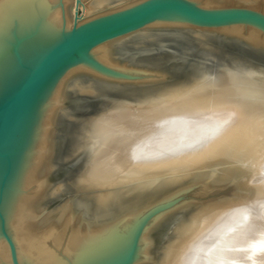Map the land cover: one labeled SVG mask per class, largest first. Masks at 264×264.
Listing matches in <instances>:
<instances>
[{
    "label": "bare ground",
    "instance_id": "obj_1",
    "mask_svg": "<svg viewBox=\"0 0 264 264\" xmlns=\"http://www.w3.org/2000/svg\"><path fill=\"white\" fill-rule=\"evenodd\" d=\"M111 1L82 0L77 7L76 0H0V83L7 74H15L20 62L32 65L62 40L76 12L81 25L143 0ZM187 1L204 8L238 4L264 15V0ZM169 27L181 29L171 35L159 33ZM214 32L264 48L260 24L198 26L169 15L139 32L98 44L54 79L36 105L33 124L10 175L0 182V264H158L152 255L151 229L192 187L191 194L208 195L217 188L228 189L229 196L193 208L189 222L194 218L200 226L192 238H173L159 264H264V79L249 77L227 63L214 77L189 81L151 99L147 107L139 101L134 111L125 106L107 121L91 124L80 149L90 155L89 167L71 180L74 190H92L86 194L89 203L108 208L114 192H98L105 184L111 188L110 182L103 185L100 180L119 163L136 178L171 175L136 185L145 188L149 183L159 193L136 203H121L112 216L103 212L100 220L97 214L85 219L68 204L48 213L38 208L49 190L43 175L51 161L49 126L68 80L79 73L114 81L132 76L143 80L151 75L114 60L115 45L136 41L130 45L140 46L168 36L193 40V35L209 49L206 34ZM220 36L212 35L215 44ZM64 189L68 188L59 187Z\"/></svg>",
    "mask_w": 264,
    "mask_h": 264
},
{
    "label": "water",
    "instance_id": "obj_2",
    "mask_svg": "<svg viewBox=\"0 0 264 264\" xmlns=\"http://www.w3.org/2000/svg\"><path fill=\"white\" fill-rule=\"evenodd\" d=\"M81 3L82 0H76L77 7ZM169 15H174L192 25L198 26H220L241 21L264 26V15L254 10L241 7L204 8L187 0H143L122 11L94 18L81 25L77 23L76 12L74 23L62 40L51 46L32 65L20 62L17 66L18 68L15 69L14 75L9 73L1 79L0 182H3L10 175L33 124L36 105L44 91L56 77L72 66L73 63L86 56L98 44L106 40L139 32L151 22ZM180 29V27H169L161 29L159 33L171 35V32ZM235 39L252 50L264 52L262 47L251 45L240 38ZM193 40L168 36V38H159L153 42H147L145 45L133 46L128 44L129 46L119 45L114 48L113 57L114 54H119L123 50L122 48H127V46L130 48H145L148 49V52L151 51V54L149 53L139 59L134 57L126 58L129 63L138 68H145L146 70L143 72L151 74L150 79L143 81L130 79L114 81L107 78H98L91 74H79V78L93 81L98 84V87H95V92H92L87 85L80 83V86H73L70 90L65 89L63 104L55 112L53 120L51 136L52 167H63L80 159L83 161V156L86 157V154L88 155V152L84 155L80 149L83 148L81 144L85 142L86 134L95 118L88 117V111L78 112L73 107V104L68 101L70 98L80 97L95 100L96 106L93 110L114 108L122 104V102L119 103V101L113 100L121 95L131 98V101L134 102L142 99H158V97L167 94L174 87L191 81L192 74H195L193 69L199 67L206 71L210 70L211 66L207 63V65L201 66H187L185 63L175 64L171 62L179 58L180 55L189 56L188 52H183L185 49L198 48L199 46L194 45ZM164 43H169L168 45L171 48L169 50L156 51L159 47L165 46ZM188 71L193 72L192 74L186 73ZM146 83L152 84L145 87ZM105 86L110 87L105 90ZM102 98L106 99L102 100ZM68 116L75 118L74 120L68 119ZM65 125H69L68 129L64 127ZM87 157L90 158V155ZM82 165L80 163V166ZM77 175L78 170L76 173L72 171L69 178L75 181ZM65 186L68 188L67 191L74 190L71 183ZM131 202L123 203L127 205ZM121 203H113L112 201L109 207L106 208L107 210L98 209L94 206V213L91 216L97 214L96 217L100 220L101 217H105L103 215L104 212L106 216L110 217L113 212L119 210ZM176 232L177 229L174 230L173 234L175 235Z\"/></svg>",
    "mask_w": 264,
    "mask_h": 264
},
{
    "label": "rangeland",
    "instance_id": "obj_3",
    "mask_svg": "<svg viewBox=\"0 0 264 264\" xmlns=\"http://www.w3.org/2000/svg\"><path fill=\"white\" fill-rule=\"evenodd\" d=\"M116 1L117 0H112L110 4H114L116 3ZM227 6H230V5H227ZM234 7H240V5L235 4ZM212 35H215V36L222 35V36H220L219 38H216L217 43L215 44L216 40L212 38ZM190 36L191 38L194 39V41L200 47L195 48V49H190V48H187V50L185 49L183 52L184 53L188 52L189 56H185L183 54V55H180L179 58L171 62L175 64L185 63L187 64V66H198V65L201 66L207 63L209 66H211L210 70H208L209 71L208 75H205L207 74L206 70H203L199 67H197V69H193V71H195V74L194 73L192 74L193 71L186 72V73H191L193 75L192 80H201V79L206 78V76H209V75L211 77H214L218 70H223L222 66L224 67L227 66V65L225 66L226 63L228 64L229 67L235 70L236 69H238L239 71L243 70V72L247 73L248 76L250 75L249 77H252L254 79L255 78L264 79V52L252 50L251 48L247 47L243 43L237 42L235 38H239V37L226 36V35H223L217 32L209 33V34L207 33L206 34L207 40H205V42H207V46L210 48L211 47L213 48L215 45H217L218 47L217 50H212L210 48L206 49L205 46L201 44L200 38H197L193 35H190ZM223 36H226V37H223ZM240 39L246 41L245 38L244 39L240 38ZM126 44H138V42L133 41V42L126 43ZM168 44L169 43H166V44L164 43L165 46H163L162 48L159 47L158 48L159 50L157 49L156 51L169 50L171 47H169ZM117 46L119 45H115L114 48ZM128 46L127 48H122L123 50L119 54L118 53L114 54V57H113L114 60L121 65H126V67L130 69H136L139 71L142 70L141 72L145 71L146 70L145 68L143 69L138 68L137 66L129 63V60H127L126 58L134 57V58L139 59L145 55H148L149 53L151 54L152 52L151 51L148 52L147 51L148 49H145V48H138V47L130 48ZM210 53L214 55H211ZM112 54H113V51H112ZM205 57L206 59H204ZM219 57H222L221 59L222 61L219 60ZM79 74H82V73H79ZM79 74L75 75L74 77H71L68 80V83L64 88V92H65V89L70 90L73 86H80V83L85 84V85L89 84L90 86H88V89L91 90L92 92H95L96 90L95 85L92 82L90 83L89 80L87 79L83 80L79 78L78 77ZM85 74H89V73H85ZM194 78H197V79H194ZM129 79L136 80L137 77L132 76V77L126 78V80H129ZM146 79H150V78H146ZM146 79H143V80H146ZM143 80H136V81H143ZM150 84L152 83H146L145 87L149 86ZM138 86L142 87L144 85H138ZM108 87L105 86L106 88L105 90H108L109 89ZM106 92H109V91H106ZM104 99L106 98H102V100ZM63 100H64V95L60 102V105L54 111V113L59 108H61V105L63 104ZM113 100L119 101V103L122 102V104L114 108L93 110L94 107L96 106L95 100H89V99L80 98V97H73V98H70L68 101L73 104V107H75V109L78 112L88 111L89 114H87V116L95 118L93 123L101 121L100 119H102L103 122L107 121L110 115H113L116 113L118 114V112H121V110L125 106H128L129 111L130 110L134 111L138 106L137 103L139 102V101L138 102L131 101V98H127V96L125 95L116 97ZM140 101H144L143 104L147 107L150 105L152 100L142 99ZM53 116L55 115L53 114ZM67 118L74 120L75 117L68 116ZM53 120L54 119H52V123L49 126V134H48V138H49L48 156L49 157H50V138L52 136ZM64 127L68 129L69 125L68 126L65 125ZM83 157H84V159H82L83 161H81V159L76 160L73 163L64 165L63 167H58V166L52 167L51 161H50L49 163L50 166L49 167L46 166V170H44V173H43L46 180H48V174H49V181H48L49 190L46 196L38 202L39 209H42V211L44 210L45 213H48L50 211H56L62 206L68 204L76 210V213L78 214L81 213L85 219L91 218V215L94 213L93 206L92 204L89 203L88 198L86 197V194L93 192L92 190H85V191L84 190L82 191L68 190L67 191V189L59 190L60 186H63L64 188L66 187L65 185L70 184L72 179L69 178V175L70 173H72V171L76 173L78 170V175L81 176L83 174V171H86V169H88L89 166L87 167V165L90 162V158L87 156L86 157L83 156ZM80 163H82L83 165L80 166ZM43 165L45 164L43 163L42 166ZM98 165H101V164H98ZM200 170L201 169H197L196 172H199ZM204 170H207V168ZM165 176H171V175H165ZM165 176L160 175L154 178L153 177L136 178L132 175L131 172H127V170H125L124 167L120 166L118 163V164L113 165L108 177L103 176V178L100 180L101 182H103V185L106 182H110L111 188L107 187V185L105 184L104 185L105 187H103L102 189H99L98 192H110V190L114 192V196L112 199L113 203H120V202L123 203V202H128V201L135 202L137 200H138L137 202H139V201H142L146 196L155 195L159 193L160 191H158L159 188L155 189L154 186H151V184L149 183L144 185L146 186L145 188L143 187L138 188L136 187V185L139 184L140 182L147 183L151 180L165 178ZM194 189L195 187H192L190 191H188L187 197L181 196L178 199H176V202L178 203H176L173 210H171L170 213H168V215L165 214V216L161 218L158 223H155L153 225L150 234H152V238H153V242H152L153 244H151V247H152L151 250H152V255L154 257V262L158 261V264H159V261L161 262V258L163 255L162 254L163 249L169 244L171 240H173V238L175 237L181 238L182 240L183 238H192V236L195 234L200 224L194 218H192L191 224L189 222V219H190L189 216L193 214L194 212L193 208L195 210V207L204 206L210 200L214 201V200L229 196L227 194L228 189H225V190L221 189L220 191L217 188H215V192H214L215 194L212 191L208 195H205V194L203 195V193L201 194L200 192H198L197 194L196 192L191 194L190 192H192ZM94 191H97V190H94ZM222 192L225 194H223ZM86 204H88L87 207H86ZM184 221H188L185 224V226L186 225L187 226L181 230L179 236H175L173 234L174 230L178 229L184 223ZM172 255H173V252H170V254L168 255L169 260L172 259Z\"/></svg>",
    "mask_w": 264,
    "mask_h": 264
}]
</instances>
